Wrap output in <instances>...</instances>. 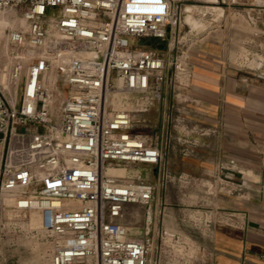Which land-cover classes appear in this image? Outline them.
I'll list each match as a JSON object with an SVG mask.
<instances>
[{
	"label": "built area",
	"instance_id": "2783aa9c",
	"mask_svg": "<svg viewBox=\"0 0 264 264\" xmlns=\"http://www.w3.org/2000/svg\"><path fill=\"white\" fill-rule=\"evenodd\" d=\"M13 8L26 25L1 39L0 210L40 212L51 264H155V227L139 236L125 217L130 204L148 217L157 186L106 169L149 164L162 184L172 176L170 131L153 133L147 114L167 80L185 86L192 75L181 0H0ZM145 37L172 58L139 45Z\"/></svg>",
	"mask_w": 264,
	"mask_h": 264
},
{
	"label": "crops",
	"instance_id": "0c3cea01",
	"mask_svg": "<svg viewBox=\"0 0 264 264\" xmlns=\"http://www.w3.org/2000/svg\"><path fill=\"white\" fill-rule=\"evenodd\" d=\"M205 1L216 9L208 12L210 27L219 22L216 34L188 49L187 84L167 80L162 102L147 115L158 116L159 132H172L171 174L208 185L203 227L194 219L189 229L206 251L194 264H264V0ZM139 166L159 193L151 177L157 167Z\"/></svg>",
	"mask_w": 264,
	"mask_h": 264
},
{
	"label": "rangeland",
	"instance_id": "374dc122",
	"mask_svg": "<svg viewBox=\"0 0 264 264\" xmlns=\"http://www.w3.org/2000/svg\"><path fill=\"white\" fill-rule=\"evenodd\" d=\"M205 2V0H181L184 9V22L180 40L185 45V48L194 47L197 43L212 38V35L216 34L214 29L219 28V22L213 23L210 27L211 16L208 12H215L216 9L203 6ZM15 10L17 9L0 11V17L10 19V24L6 28H0V40L8 28L22 26L23 22L16 20L18 15L22 16L21 12L20 10ZM217 12L219 14V10ZM138 44H148L157 47L162 52H168L166 43L156 37L140 38L138 39ZM4 45V40H1L0 65L4 61ZM244 56L245 59L251 57L247 51H245ZM250 61L248 60V64L252 65L253 63ZM6 77L5 71H2L0 79L4 84L7 82ZM157 118L158 116L156 115L150 116L153 133L157 131L160 135L159 127L154 125ZM162 139L164 156L168 158L173 152L172 132L164 134ZM166 139L168 141L167 145ZM1 154L2 145L0 143V159ZM183 166L180 164L178 167H173V169L178 172L183 169ZM117 173L122 176H133L138 173L144 174V170L139 165L117 166ZM171 175L169 180L162 184L159 182L155 170L151 171V177L156 181V185L159 186V193L155 195L152 204L153 213L151 220L152 225L156 227V241L153 245L155 264H194L197 259L205 256L206 251L200 243L195 242L189 233V229L193 228L194 219L197 220L199 227H203L206 219L204 209L209 204V199L206 197L208 185L205 180H194L185 175L182 178H179L177 174L176 176L175 174ZM211 188L213 190L216 189L215 185L211 186ZM178 194H180L179 197ZM157 202L158 208H156ZM159 207H161V211H159ZM179 210L185 212L181 214L182 219L180 220L177 216ZM31 216L30 212L19 214L11 208L0 210V264H51V241L42 231L38 216H34L37 222H32ZM125 218L132 233L141 236L146 231L145 225L148 221L144 206L130 204ZM32 225L35 226L32 227ZM158 230L159 233L157 234ZM150 233H154L153 228H151Z\"/></svg>",
	"mask_w": 264,
	"mask_h": 264
},
{
	"label": "bare ground",
	"instance_id": "6f19581e",
	"mask_svg": "<svg viewBox=\"0 0 264 264\" xmlns=\"http://www.w3.org/2000/svg\"><path fill=\"white\" fill-rule=\"evenodd\" d=\"M15 11H17V10H15ZM209 11V10H208ZM190 18H191V16H190ZM189 18V19H190ZM16 20H19V21H21V22H23V24H22V26H24V25H26V21H25V19L23 18V16H19L18 15V18L16 19ZM10 24V19H7V18H5V17H0V28H6L8 25ZM106 172L108 173V174H112V175H119L118 173H117V166H112V167H109L108 169H106ZM30 213L32 214V222H37V220L35 219V215L36 216H38V220H39V223H40V227H41V216H40V214H39V211L38 210H36V209H33V210H31L30 211ZM37 218V217H36ZM34 224V223H33ZM37 224V223H36ZM33 226H35V225H32V227Z\"/></svg>",
	"mask_w": 264,
	"mask_h": 264
},
{
	"label": "water",
	"instance_id": "95a60500",
	"mask_svg": "<svg viewBox=\"0 0 264 264\" xmlns=\"http://www.w3.org/2000/svg\"><path fill=\"white\" fill-rule=\"evenodd\" d=\"M152 213H153V210H152V208L150 207V208L148 209V217H147V221H148V229H149V230H150L149 223H150L151 220H152Z\"/></svg>",
	"mask_w": 264,
	"mask_h": 264
}]
</instances>
